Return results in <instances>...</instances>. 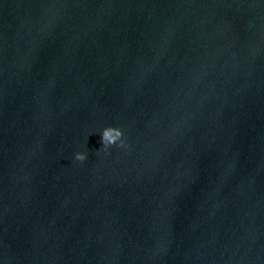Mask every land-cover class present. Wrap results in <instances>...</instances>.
<instances>
[{"label":"water","instance_id":"1","mask_svg":"<svg viewBox=\"0 0 264 264\" xmlns=\"http://www.w3.org/2000/svg\"><path fill=\"white\" fill-rule=\"evenodd\" d=\"M0 264H264V0H0Z\"/></svg>","mask_w":264,"mask_h":264},{"label":"clouds","instance_id":"2","mask_svg":"<svg viewBox=\"0 0 264 264\" xmlns=\"http://www.w3.org/2000/svg\"><path fill=\"white\" fill-rule=\"evenodd\" d=\"M123 136V129L119 127L109 126L106 127L102 132V144L105 149L109 145L115 144L118 140ZM121 143H123L121 141ZM87 158V154L84 152H78L76 154V159L80 161H84Z\"/></svg>","mask_w":264,"mask_h":264}]
</instances>
